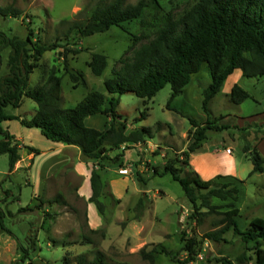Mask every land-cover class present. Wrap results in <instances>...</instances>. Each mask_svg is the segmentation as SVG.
<instances>
[{"label": "rangeland", "instance_id": "obj_1", "mask_svg": "<svg viewBox=\"0 0 264 264\" xmlns=\"http://www.w3.org/2000/svg\"><path fill=\"white\" fill-rule=\"evenodd\" d=\"M100 1L110 0H0V6L12 5L21 10L18 18L0 17V32L5 36L24 40L30 35L42 44L58 43L68 49L82 48L78 55L67 54V64L69 69L84 75L85 84H74L66 74L61 58L62 48L46 51L39 66L29 76L30 89L42 84L50 73L61 77L62 109L73 108L91 91L112 96L106 93L104 81L112 77L113 70L121 66L122 60L132 58L130 34L115 27L106 33L84 38L76 37L74 32L65 36L68 24L62 25L61 21H83L89 10ZM136 1L125 0V3L134 4ZM157 1L177 21L199 0ZM147 41L141 40L134 49ZM9 51V48L0 50V79L8 73L6 62ZM91 53H101L106 57L107 66L99 77L93 76L87 66ZM209 82L206 67L202 65L199 72L192 75L186 88H193L194 95H201ZM237 85L249 94V98L241 104L231 103L221 88L209 104L210 119L225 116L222 122H227L230 129L220 133L210 132L201 148L192 154V157L206 155L205 158L198 159L197 164L191 162L190 166L195 172V167L199 171L200 168L204 170L202 175H208L207 178L198 174L203 180L216 175L228 176L218 182H231L237 186L238 201L234 205L239 209V216L236 221L243 230L253 218H264V171L250 175L253 165L249 154L243 152L244 146L250 150L256 148L264 158V77H241ZM170 93V86L166 85L149 100L132 94L119 97L117 112L125 121L126 133L151 128L152 136L143 143L109 154V157H114L121 153L123 164H104L105 168L99 172L103 184L100 197L104 205L102 215L89 202V179L85 182V175L92 169L93 163L84 162L81 156L76 160L75 151L68 149L74 146L63 145L64 148L51 151L54 154L50 158L40 157L37 169L28 173V160L23 168L14 171L15 165L10 172L7 156L0 155V209L4 212L3 224L10 232L0 230V264H5L3 261L8 258L12 260L10 264H76L80 255L91 261L96 251L103 253L105 261L110 264H149L141 260L139 251L142 248L149 251L153 245H161L170 252L158 255L154 264H221L216 262L219 259L236 264L238 255L252 254L253 245L242 244L231 231L219 243L204 239V233L217 229L214 223L220 216H205L199 224L190 220L192 209L179 184L168 174L153 176L152 167L161 170L165 159L186 150L190 143L189 119L197 123H204L207 119L199 102L191 101L183 94L171 104L179 114L167 109ZM36 109L35 102L23 98L20 107H7L4 112L29 120ZM144 112V119H140ZM100 117L97 114L87 118L86 127L103 130ZM0 127L23 138L28 131L17 120L3 122ZM36 133L32 141H26L27 144L41 152L53 147L52 142L38 131ZM16 142L20 145L19 153L28 155V146ZM55 158L61 170L56 172L50 183L59 190L34 196L43 167ZM75 160L81 162L77 165L72 162ZM65 163H68L67 167L62 169ZM142 193L147 195L150 204L141 220L135 221L132 210ZM58 194L65 200L66 206L45 203ZM212 203L221 207L218 210L220 213L228 210L225 207L228 201L214 199ZM21 208L26 210L18 212ZM46 214L51 215L52 220L46 218ZM45 219H48L49 226L44 225ZM25 224L28 229L23 233L21 226ZM181 233L196 241L198 252L193 260H186V254L180 250ZM11 237L14 244L6 242L12 240ZM12 247H16L17 256L14 259L8 252ZM20 247L27 251L24 261L21 260L23 254ZM261 247L264 249V242H261Z\"/></svg>", "mask_w": 264, "mask_h": 264}, {"label": "trees", "instance_id": "obj_2", "mask_svg": "<svg viewBox=\"0 0 264 264\" xmlns=\"http://www.w3.org/2000/svg\"><path fill=\"white\" fill-rule=\"evenodd\" d=\"M20 15L21 10L12 5L0 6L1 18H18ZM61 24H68L65 36L74 32L78 38L106 33L114 27L130 34V49L133 50L131 60H122L121 66L113 70L112 77L103 83L106 93L112 96L106 97L98 91H91L73 108L62 109L61 77L50 73L42 84L30 89L29 76L39 66L46 51L62 48L61 58L66 74L74 84H85L84 75L69 69L67 64V54L78 55L83 51L82 48L68 49L58 43L42 44L30 35L24 40L9 38L0 32V50L10 49L6 62L8 73L0 79V124L17 120L26 129L38 130L50 142L77 147L81 159L93 163L89 175V202L102 215L104 205L100 197L103 184L99 172L105 168L104 164H123L121 153L114 157H109V154L143 143L152 136L151 128L126 133L125 121L117 112L119 97L132 94L149 100L169 85L171 93L166 107L179 114L171 104L189 85L192 75L197 74L201 66L205 65L210 82L201 92L200 109L207 119L204 123L189 119L190 143L186 150L165 159L161 170L152 167V173L153 176L168 174L179 184L192 209L190 220L199 224L205 216H220L214 223L217 229L204 233V239L219 243L231 231L242 244L253 245L252 254L238 255L236 264H264V249L261 247V242H264V218H253L241 230L236 221L239 209L234 205L238 201L237 186L231 182H218L228 176L216 175L203 180L190 166L191 155L201 148L210 132L220 133L230 129L227 122H222L225 116L210 119L209 110L211 100L218 95L225 80L235 70H240L242 77L246 78L264 77V0H199L177 21L157 0H137L134 4H126L125 0L100 1L89 10L83 21H61ZM141 40L148 41L134 49ZM87 66L93 76H101L107 66L105 55L91 53ZM228 97L231 103L241 104L249 98V94L235 84ZM23 98L37 105L29 120L5 114L7 107H20ZM97 114L108 119L105 130L86 127L85 119ZM145 114L140 119H144ZM0 136V155L7 156L11 172L20 160L19 147L15 137L1 127ZM27 149L33 156L39 154L37 149ZM243 152L249 154L253 165L250 175L263 173L264 158L257 149L250 150L244 146ZM144 183L146 186L147 183ZM214 199L228 201L225 205L228 210L218 212L221 207L213 205ZM45 203L66 206L59 194ZM149 204L147 195L142 193L133 207V220H141ZM24 210L21 208L18 212ZM45 216L52 220L51 215ZM3 217L4 212L0 210V230L10 234L3 224ZM44 225L49 226L48 219L44 220ZM179 241L186 260H193L198 252L195 239L181 233ZM19 250L23 254L21 260L24 261L27 251L23 247ZM160 254L168 255L170 252L161 245H153L149 251L146 248L139 251L141 260L149 264H154ZM216 262L233 264L226 259ZM76 264L110 263L105 261L103 253L96 251L91 261L80 255L76 258Z\"/></svg>", "mask_w": 264, "mask_h": 264}, {"label": "crops", "instance_id": "obj_3", "mask_svg": "<svg viewBox=\"0 0 264 264\" xmlns=\"http://www.w3.org/2000/svg\"><path fill=\"white\" fill-rule=\"evenodd\" d=\"M241 77H242V73H241V71L240 70H235L226 80H225V82H224V84H223V86H222V88H223V91L227 94V95H229V93H230V90H231V88L235 85V84H237V82L241 79ZM184 96H187V98L188 99H190L191 101H196V102H199V104L201 103V100H202V97H201V95H194L193 94V88H185L184 90H183V93H182ZM94 116V115H93ZM99 116H101L100 117V121H101V124H103V126H104V129L103 130H105L106 128V125L108 124V119L105 117V116H103V115H99ZM90 117H92V116H90ZM90 117H88V118H90ZM87 119V118H86ZM85 119V120H86ZM86 122V121H85ZM26 129V128H25ZM28 131L26 132V134H25V136H24V138L23 137H21V136H19V135H14V134H11V135H13L14 137H15V140L16 141H18V143H22V144H24V145H27L28 147H31V148H34L33 146H31V144H27L26 143V141H32V139H33V137H36V131H38V130H36V129H27ZM36 130V131H35ZM40 134V133H39ZM44 138V137H43ZM28 142V143H29ZM52 144H54L53 145V147L52 148H48V150H46V151H43V152H41V151H39V154L38 155H35V156H33V154H28V155H31V156H29L28 157V155L26 154V153H19L20 154V160L16 163V169L14 170V171H16V170H18L19 168H23L24 167V165L26 164V160H28L29 162H28V166H27V173L29 172V171H33V169H37V162H38V160L40 159V157H44V158H50V156H53L52 154H54V153H52L51 154V151H58V150H60V149H62V148H64V146H63V144H60V143H53L52 142ZM50 146H52V145H50ZM68 146V145H67ZM18 147H20V145L18 146ZM75 147V146H74ZM35 149V148H34ZM67 149V148H66ZM68 149H72V150H74L75 151V157H77L76 158V160L77 159H79L80 158V151H79V149L77 148V147H75V148H68ZM24 154V155H23ZM205 156L206 155H204V156H198V157H192V155H191V157H190V163L192 162V164L195 162L196 164H197V160L198 159H202V158H205ZM57 159L55 158V159H51V161L49 162V164H46L44 167H43V171H42V175L40 176V180H39V182H38V191H35V195L34 196H38V195H43L44 193H48V194H51V193H53V192H56L57 190H59L56 186H54V185H52L51 183H50V180H51V178L52 177H54V175L56 174V172H58V171H60L61 170V168H58V164H57V162H58V160L56 161ZM76 160L75 161H72V162H76ZM32 161V162H31ZM81 162V161H80ZM80 162H76V164L78 165ZM73 163V164H74ZM67 164L68 163H65L64 164V167L62 168V169H64V168H66L67 167ZM15 167V166H14ZM201 167V166H200ZM79 170H80V168H78ZM195 170H196V172L200 175V176H202V178H207L208 177V175L206 176V175H202V173H203V169L202 168H200V170L201 171H199L198 169H196V167H195ZM81 171V170H80ZM91 171V170H90ZM90 171H89V173L87 172L86 173V177H85V182H86V179H89V175H90ZM83 172V171H82ZM83 173H85V172H83ZM207 180V179H206ZM27 184H30L29 182L27 183ZM37 193V194H36ZM90 194H91V191H90ZM1 201V200H0ZM1 210V209H0ZM22 227V232L23 233H25V232H27V229H28V226L25 224V225H23V226H21ZM12 238V237H11ZM7 243H9V242H12L13 244H14V239L12 238V240L11 239H9V240H7L6 241ZM5 247H7V244L5 245ZM8 252H9V254H12V258L14 259L16 256H17V254H16V247H12V248H10V249H8ZM2 253H1V249H0V255H1ZM5 264H10L11 262H12V260H10V258H8L7 260H5V261H3ZM0 263H1V261H0Z\"/></svg>", "mask_w": 264, "mask_h": 264}]
</instances>
